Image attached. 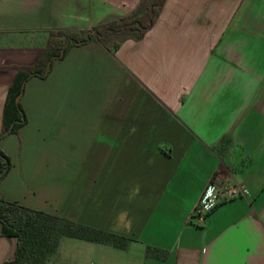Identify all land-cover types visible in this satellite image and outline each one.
I'll list each match as a JSON object with an SVG mask.
<instances>
[{
    "label": "crops",
    "instance_id": "1",
    "mask_svg": "<svg viewBox=\"0 0 264 264\" xmlns=\"http://www.w3.org/2000/svg\"><path fill=\"white\" fill-rule=\"evenodd\" d=\"M139 1L0 0V130L17 66L51 29ZM22 102L28 121L0 140L13 161L0 194L128 237L63 236L46 264H264V0H166L144 37L74 46ZM209 181L248 193L201 219ZM17 243L0 220V264Z\"/></svg>",
    "mask_w": 264,
    "mask_h": 264
},
{
    "label": "trees",
    "instance_id": "2",
    "mask_svg": "<svg viewBox=\"0 0 264 264\" xmlns=\"http://www.w3.org/2000/svg\"><path fill=\"white\" fill-rule=\"evenodd\" d=\"M166 0H140L128 13L100 21L91 27H60L50 30L46 44L32 65H18L10 83L4 106L0 140L19 132L28 121L22 102L26 82L33 76L47 77L57 59L63 58L76 45L98 41L116 51L128 38L140 39L158 19ZM12 158L0 146V182L9 173ZM0 220L3 234L17 236L15 256L2 264H46L56 252L63 236L112 243L125 247L128 237L61 216L43 209L9 200L0 194ZM156 249L148 246V253Z\"/></svg>",
    "mask_w": 264,
    "mask_h": 264
},
{
    "label": "built area",
    "instance_id": "3",
    "mask_svg": "<svg viewBox=\"0 0 264 264\" xmlns=\"http://www.w3.org/2000/svg\"><path fill=\"white\" fill-rule=\"evenodd\" d=\"M246 193H248V188L244 184H217L215 181H209L201 193L194 213L202 219L208 211L212 210L222 200Z\"/></svg>",
    "mask_w": 264,
    "mask_h": 264
}]
</instances>
